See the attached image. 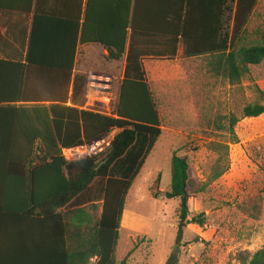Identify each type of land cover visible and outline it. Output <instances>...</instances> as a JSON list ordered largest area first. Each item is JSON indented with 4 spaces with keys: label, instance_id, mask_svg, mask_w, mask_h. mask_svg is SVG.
<instances>
[{
    "label": "trees",
    "instance_id": "obj_1",
    "mask_svg": "<svg viewBox=\"0 0 264 264\" xmlns=\"http://www.w3.org/2000/svg\"><path fill=\"white\" fill-rule=\"evenodd\" d=\"M172 1V6L161 8L171 21L170 26L164 31L140 29V33L165 35L180 41L183 58H209L210 73L232 84L240 83L250 74L251 67L264 62V32L251 35L248 31L259 0H198V33L191 25L193 0ZM123 4V43H104L101 38L91 41L108 48L111 58L117 61L126 54L127 29L137 30L136 3L123 0ZM37 9L27 67L48 68L44 67L48 64L37 62V56L41 55L38 50L44 49L45 55L41 56L53 58L50 66L57 69V83L55 88L53 82L52 89L48 87V94L44 96L52 104L20 110L27 124L11 127V142L0 143V171L3 167L10 175L5 204L0 205V264H128L127 259L120 262L117 259L126 199L145 159L162 134V121L151 83L142 59L131 53L112 117L69 107L68 88L78 49L89 44L84 43L87 39L81 22V6H77L69 21H65L68 24H62L56 42L53 35L37 30L41 23L44 25L51 19L50 15L41 14L38 6ZM20 98L23 101L31 99L26 95ZM262 115L264 104L248 105L243 111L244 118ZM238 122L232 116L227 126L218 125V129L229 132L231 140L211 145V150L218 155L212 173L214 180L229 170L228 150L230 144L238 142L234 132ZM114 129L119 132L111 148L99 158L68 162L63 157V149L92 142ZM119 162H124L122 169L114 175L113 170ZM98 180L102 182L101 187L93 191ZM189 183V157L175 152L171 190L163 196L166 200H180V240L188 225H204L200 216L191 219ZM85 194L99 198L100 215L97 214L99 205L95 203L90 207L89 218L88 215L85 218L83 209L65 211ZM248 264H264V247Z\"/></svg>",
    "mask_w": 264,
    "mask_h": 264
},
{
    "label": "rangeland",
    "instance_id": "obj_2",
    "mask_svg": "<svg viewBox=\"0 0 264 264\" xmlns=\"http://www.w3.org/2000/svg\"><path fill=\"white\" fill-rule=\"evenodd\" d=\"M248 31L251 35L264 32V0H259ZM176 52L169 61H143V67L149 68L145 72L158 105L162 134L128 193L118 261L131 251L129 264H248L264 247V115L244 118L243 111L248 105L264 104V62L232 84L210 73L209 58L185 59L181 54L175 57ZM99 68L85 64L80 53L74 91L80 103L87 77L98 74ZM232 116L239 120L234 128L238 142L229 145V170L214 180L218 155L211 145L231 140L218 125L227 126ZM175 152L189 157L191 219L200 216L204 221V225H188L181 240L180 200L163 196L171 190ZM122 163L115 166L114 175ZM101 184L96 181L92 190H99ZM131 228L140 232L128 239ZM144 232L149 236L140 234Z\"/></svg>",
    "mask_w": 264,
    "mask_h": 264
},
{
    "label": "crops",
    "instance_id": "obj_3",
    "mask_svg": "<svg viewBox=\"0 0 264 264\" xmlns=\"http://www.w3.org/2000/svg\"><path fill=\"white\" fill-rule=\"evenodd\" d=\"M135 3L137 5L135 20L137 30L127 29L126 54L117 61L111 58L108 48L101 44H93L95 42L91 41L101 38L104 43H123V0H0V143L4 145L11 142L9 136L11 127H19L22 123L27 124L25 117H23V111L20 110L52 104V102H47L44 96L48 94V87L52 89L53 82H55L56 88L57 69L50 66L54 63L53 58L41 56L45 55V50L39 49L38 53L41 55L37 56V62L48 64V66H44L48 68L34 65L27 67L28 48L38 10L37 6L41 14L50 15L51 18L50 22L45 21L47 23L44 25L41 23L37 30L41 34L53 35L55 37L54 42L57 41V34L61 31L62 24H68L65 21H69L75 8L81 6V22L84 27L85 39H87V42L84 43L89 44L81 45L78 49L68 88L70 97L68 106L83 105L84 103V101L80 103L74 98V91H77L75 89L77 88L75 87L77 86L76 79L80 76L76 75L80 53H82V60L85 64L89 67H100L97 73L114 77L119 87L124 78L127 58L131 56V53L136 58L142 59V63L149 61L151 64L173 59L172 51L174 50L177 51L175 57L181 54L183 58L180 41L165 35L144 34L139 31L140 29L148 31L166 30L171 21L161 8L172 6L173 1L141 0L140 5L139 0H133L134 5ZM192 6L191 25H194L193 29L198 33V0H193ZM196 35L198 38V34ZM56 47L54 46V50ZM50 50L53 51L52 46H50ZM112 51L116 52L115 49ZM49 55L51 56L52 52ZM148 69L145 71H149ZM147 79L149 80L148 75ZM21 95L29 96L31 99L23 101L20 98ZM9 179V170L2 167L0 171V205L2 206L5 204V191L10 187ZM97 196L99 197V195ZM93 203L99 205L97 214L100 215L102 212L101 201L90 194L81 196L79 202L72 204L65 211L83 209L85 218L87 215L89 218L92 213L90 207ZM125 213H127V209L124 210L120 237ZM129 232L127 236L128 239H131L133 238L131 233L140 231L131 228ZM140 234L149 236L146 232ZM144 239L147 240L145 237ZM131 253L130 251L122 256L123 260H128V264Z\"/></svg>",
    "mask_w": 264,
    "mask_h": 264
},
{
    "label": "built area",
    "instance_id": "obj_4",
    "mask_svg": "<svg viewBox=\"0 0 264 264\" xmlns=\"http://www.w3.org/2000/svg\"><path fill=\"white\" fill-rule=\"evenodd\" d=\"M116 81L112 76L89 74L83 105H72L69 107L112 117V112L119 99V86ZM118 132L119 130L114 129L105 135L97 137L92 142L63 149V157L68 162L79 161L83 158H99L111 148Z\"/></svg>",
    "mask_w": 264,
    "mask_h": 264
},
{
    "label": "water",
    "instance_id": "obj_5",
    "mask_svg": "<svg viewBox=\"0 0 264 264\" xmlns=\"http://www.w3.org/2000/svg\"><path fill=\"white\" fill-rule=\"evenodd\" d=\"M185 195V194H184Z\"/></svg>",
    "mask_w": 264,
    "mask_h": 264
}]
</instances>
